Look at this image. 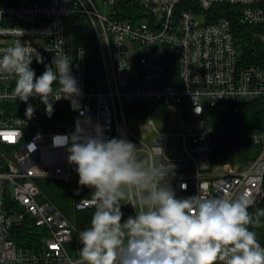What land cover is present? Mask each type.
Here are the masks:
<instances>
[{"label":"built area","instance_id":"1","mask_svg":"<svg viewBox=\"0 0 264 264\" xmlns=\"http://www.w3.org/2000/svg\"><path fill=\"white\" fill-rule=\"evenodd\" d=\"M185 1L147 0L146 17L135 23L104 14L96 0H0V49L17 42L35 49L43 59L37 63L34 57L30 65L37 77L52 66L54 56H67L82 93L76 109L66 99L54 103V108L70 106L57 124L44 118L40 98L30 97L35 113L28 119L27 104L12 95L15 80L0 76V264H77L81 230L39 182L79 183L76 166L57 143L78 126L94 134L99 125L105 138L132 142L147 160L153 158L155 144L162 146L161 163L170 166L165 182L184 198L197 195L202 185L208 196L247 199V210L262 202L264 129L248 132L259 152L245 167L214 170L212 128L189 119L185 130L171 132L149 119L155 136L148 144L129 126L127 106L135 102L187 107L192 119H202L209 108L224 102L264 101V64L243 63L232 21L212 14L218 5L236 7L243 23L261 29L264 44V0H193L192 7H182ZM83 22L96 35L102 61L103 76L95 84L89 78L87 47L75 43L71 34ZM74 210L94 212L92 195L77 200ZM121 211L125 220L136 215L130 204ZM26 221L37 229L38 251L23 249L13 237Z\"/></svg>","mask_w":264,"mask_h":264},{"label":"clouds","instance_id":"2","mask_svg":"<svg viewBox=\"0 0 264 264\" xmlns=\"http://www.w3.org/2000/svg\"><path fill=\"white\" fill-rule=\"evenodd\" d=\"M34 57L43 63L20 42L0 49V76L15 80L12 95L27 104L25 116L35 113L30 97L40 98L49 117L61 99L76 109L82 93L73 61L54 56L37 77L30 67ZM57 143L76 166L79 185L92 189L95 210L90 226L79 232L77 264H264V246L249 230L248 200L208 196L202 185L197 195L178 198L165 182L170 166L161 163L162 146L154 145L151 160L141 159L135 144L105 138L99 125L94 134L78 126ZM127 204L136 215L125 220L121 206Z\"/></svg>","mask_w":264,"mask_h":264},{"label":"trees","instance_id":"3","mask_svg":"<svg viewBox=\"0 0 264 264\" xmlns=\"http://www.w3.org/2000/svg\"><path fill=\"white\" fill-rule=\"evenodd\" d=\"M193 0L185 1L182 7H192ZM145 0H115L109 14L115 19L128 20L139 23L146 17ZM213 18L228 17L234 27L237 45L241 50V58L245 64H264V44L261 40V29L242 22L237 8L228 4L218 5L213 10ZM73 41L87 47L89 59V78L91 83H97L103 76L102 61L97 46L96 35L87 22H83L72 31ZM173 104L166 102L145 101L130 103L127 106V116L131 118L153 117L162 120L169 116V109ZM70 106L65 104L56 107L49 117L46 112L44 118L54 124L61 123ZM185 119H191V113L184 107ZM203 127L212 128L211 167L214 170L237 169L245 167L254 159L258 152V145L248 137L252 130L264 129V101L252 102H224L215 108H209L202 117ZM41 189L46 196L82 231L90 226L93 211L79 212L73 215L74 203L83 197L91 195L92 189L76 183L74 186L59 180H41ZM169 184L178 198H184L175 187ZM252 217L249 230L256 233L257 240L264 246V198L262 202L248 210ZM13 237L18 246L25 250L38 251L41 249L36 242L38 232L35 226L26 221L23 226L16 228Z\"/></svg>","mask_w":264,"mask_h":264},{"label":"rangeland","instance_id":"4","mask_svg":"<svg viewBox=\"0 0 264 264\" xmlns=\"http://www.w3.org/2000/svg\"><path fill=\"white\" fill-rule=\"evenodd\" d=\"M145 1H147V0H145ZM96 2L98 4L100 10L104 14L109 13L111 7L105 6L104 3L101 2V0H96ZM197 19L200 22H205V16L204 15H198ZM169 110H170L169 114H168L169 116H166L162 120L154 119L153 117H145V118L137 119V118H131L128 116L129 126L143 142L148 143V144L151 143V141L153 140V137L155 136L154 129L149 124V119H154L155 122L157 123L158 127L164 131L167 130V131H171V132H180L182 130H185L188 120L185 119L184 107L172 105ZM191 121H195L198 124L202 123L201 119H192L191 118ZM138 146H140V145L138 144ZM139 157L141 159L147 160L145 153H141L139 155ZM238 168H240V167H238ZM66 184L74 186L76 183L75 182H67ZM73 215H75V216L79 215V212L73 211Z\"/></svg>","mask_w":264,"mask_h":264},{"label":"snow or ice","instance_id":"5","mask_svg":"<svg viewBox=\"0 0 264 264\" xmlns=\"http://www.w3.org/2000/svg\"><path fill=\"white\" fill-rule=\"evenodd\" d=\"M7 139H13L12 137H7Z\"/></svg>","mask_w":264,"mask_h":264},{"label":"water","instance_id":"6","mask_svg":"<svg viewBox=\"0 0 264 264\" xmlns=\"http://www.w3.org/2000/svg\"><path fill=\"white\" fill-rule=\"evenodd\" d=\"M240 13V10H238V14Z\"/></svg>","mask_w":264,"mask_h":264}]
</instances>
